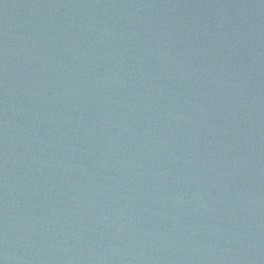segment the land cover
<instances>
[{
	"label": "water",
	"instance_id": "1",
	"mask_svg": "<svg viewBox=\"0 0 264 264\" xmlns=\"http://www.w3.org/2000/svg\"><path fill=\"white\" fill-rule=\"evenodd\" d=\"M0 264H264V0H0Z\"/></svg>",
	"mask_w": 264,
	"mask_h": 264
}]
</instances>
